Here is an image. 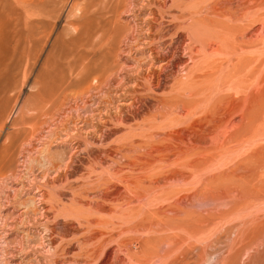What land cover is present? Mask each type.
I'll return each instance as SVG.
<instances>
[{"label": "rangeland", "instance_id": "rangeland-1", "mask_svg": "<svg viewBox=\"0 0 264 264\" xmlns=\"http://www.w3.org/2000/svg\"><path fill=\"white\" fill-rule=\"evenodd\" d=\"M147 1L0 0V264H264V0Z\"/></svg>", "mask_w": 264, "mask_h": 264}, {"label": "bare ground", "instance_id": "bare-ground-1", "mask_svg": "<svg viewBox=\"0 0 264 264\" xmlns=\"http://www.w3.org/2000/svg\"><path fill=\"white\" fill-rule=\"evenodd\" d=\"M126 1V0H125ZM240 1H242V0H240ZM239 1V2H240ZM246 1V0H245ZM252 1V0H251ZM251 1H250V3H249V0H248V3L249 4H247V6L249 5L250 6V4L251 5H253L255 2H254V0H253V3H251ZM256 1V0H255ZM147 2H149L148 4H150L151 3V1L149 0V1H147ZM235 2V1H234ZM233 2V3H234ZM259 2V4H260V2H261V0H259L258 1ZM126 3V2H125ZM191 3V2H190ZM202 3V2H201ZM206 3H207V5H206ZM206 3L204 2V3H202V4H200L199 3V5L198 4H196V5H198V7H194V8H199V7H201L200 5H206V6H204L205 7V9H206V12H205V16H206V18H207V15H213V16H217V17H220L221 15L223 16V17H225V16H228L230 19L231 18H233L234 17V15H236L235 14V11L233 10V9H231L230 7H232V6H230V0H207L206 1ZM243 3V2H242ZM247 3V2H246ZM257 4V5H256ZM255 5L256 6H258L259 4L258 3H256ZM263 4V3H262ZM242 5H244V4H242ZM264 5V4H263ZM262 5V6H263ZM194 6V5H193ZM192 6V7H193ZM239 6V5H238ZM248 6V7H249ZM254 6V5H253ZM261 6V7H262ZM172 7V6H171ZM242 7V6H241ZM260 7V6H259ZM257 8V7H256ZM191 9H193V8H191ZM196 9H194V10H196ZM243 9H244V7H243ZM243 9H242V11H243ZM262 9V8H261ZM188 10H190V9H188ZM193 10V11H194ZM201 10V9H200ZM246 10V9H245ZM244 10V11H245ZM141 11V10H140ZM192 11V10H191ZM197 12H199L198 10H196ZM202 11V10H201ZM172 12V11H171ZM182 13H184L183 12V10H182ZM196 12L194 11V14H195ZM202 13V12H201ZM241 13V12H240ZM108 14V13H107ZM243 14V13H242ZM172 15V14H171ZM186 15H187V13H186ZM192 15V14H191ZM198 15V14H197ZM202 15H204V14H202ZM188 16V15H187ZM194 17V16H193ZM193 17H191L192 19H193ZM196 18H197V16H195ZM194 17V19L195 20H198V19H196ZM210 17V16H209ZM183 18H185L184 17V14H183V16H182V19ZM199 18V17H198ZM212 18H214V17H212ZM181 19V18H180ZM179 19V20H180ZM201 19V18H200ZM208 19V18H207ZM210 19V18H209ZM236 19H237V17H236ZM174 20V19H173ZM187 20V19H186ZM188 20H189V18H188ZM202 20V19H201ZM204 20H206V19H204ZM178 21V20H177ZM191 21V20H190ZM194 20H192V22H193ZM167 22V21H166ZM179 22V21H178ZM180 22H181V20H180ZM183 22H185V20L183 21ZM198 22H200L199 20L197 21V23H195V22H193L192 24H198ZM232 22H233V20H232ZM200 23H202V21L200 22ZM240 23V22H239ZM174 24V23H173ZM179 24V23H178ZM188 24V23H187ZM186 23H185V25H187ZM203 24H205V23H203ZM223 24V23H222ZM242 24V23H241ZM182 25V24H181ZM195 25H193V26H195ZM237 25V24H236ZM175 26H177L178 28L180 27L179 25H177V24H174V27ZM204 26V25H203ZM177 27H175L176 28V30H177ZM184 27V26H183ZM186 27V26H185ZM191 27H192V25H191ZM181 28V27H180ZM250 28V27H249ZM253 28V27H252ZM183 30H184V28H182ZM199 29V28H198ZM207 29V28H206ZM246 30H249V29H247L246 28ZM178 31H179V29H178ZM182 31V30H181ZM181 31H180V34H181ZM185 31V30H184ZM240 31V30H239ZM200 32H202V31H200ZM230 32V31H229ZM260 32H261V30H260ZM183 33V32H182ZM246 33L248 34V36L249 37H251V36H253L254 35V32L252 31V30H249L248 32L246 31ZM235 34V33H234ZM241 34V33H240ZM261 34V33H260ZM186 35V34H185ZM256 35V34H255ZM255 35H254V37H255ZM154 36V35H153ZM178 36V35H177ZM176 36V37H177ZM179 37V36H178ZM195 37V36H194ZM245 37V36H244ZM78 38V37H77ZM180 38H181V36H180ZM252 38V37H251ZM257 38V37H256ZM81 39V38H80ZM162 39V38H161ZM222 39H224L223 37H222ZM242 39V38H241ZM240 39V40H241ZM250 39V38H249ZM253 39V38H252ZM184 40V39H183ZM226 40V39H225ZM180 41H182V40H180ZM185 41H186V39H185ZM185 41H182L183 43L185 42ZM242 41H244V39L242 40ZM180 42H176L175 44H176V47L178 48V46L177 45H180L179 44ZM205 42H203V45H205L204 44ZM182 44V43H181ZM200 44H202L201 42H200ZM258 44V43H257ZM203 45H202V47H203ZM193 46V45H192ZM192 46H190V47H192ZM206 46L208 47V50H210V51H213V53H214V51H216L217 50V46H219V45H217L216 46V43H213V41H211V43L209 42V44L207 45V42H206ZM206 47V48H207ZM177 48H175L174 46L172 47V48H170V49H172V51L174 50H176ZM192 48H194V47H192ZM196 48V47H195ZM237 48V47H236ZM235 49V48H234ZM243 49V48H242ZM184 50H187L188 51V56H189V59L190 60H192L193 59V53H192V51H189V48L187 47V49H186V47H185V49ZM115 51V50H114ZM186 51V52H187ZM186 54V53H185ZM196 54V53H195ZM218 54V53H217ZM81 55V54H80ZM165 57V56H164ZM204 60V59H203ZM83 61V60H82ZM193 61V60H192ZM82 63V62H81ZM80 63V66L82 65V67H83V64H81ZM80 66L78 65V67L80 68ZM245 66V65H244ZM77 67V68H78ZM85 70H88V68L87 67H83ZM83 68L81 69V70H83ZM85 70H83L84 72H86ZM79 71V70H78ZM80 72V71H79ZM83 72V73H84ZM78 73V72H77ZM186 78V77H185ZM262 79H263V77H262ZM96 81V80H95ZM97 83V82H96ZM99 83V82H98ZM262 83H263V81H262ZM209 88V87H208ZM261 88H263L262 87V85H261ZM257 90V89H256ZM179 93V92H178ZM85 106V105H84ZM223 107V106H222ZM185 110V109H184ZM166 113V112H165ZM181 135V134H180ZM118 153V152H117Z\"/></svg>", "mask_w": 264, "mask_h": 264}]
</instances>
